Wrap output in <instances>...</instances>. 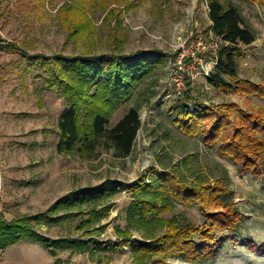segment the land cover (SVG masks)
Instances as JSON below:
<instances>
[{"label":"rangeland","instance_id":"374dc122","mask_svg":"<svg viewBox=\"0 0 264 264\" xmlns=\"http://www.w3.org/2000/svg\"><path fill=\"white\" fill-rule=\"evenodd\" d=\"M68 1H48L44 7L41 0L0 3L3 38L25 52L6 45L0 50V211L8 221L25 214L55 218L69 214L57 224L42 221L38 231L52 241H91V247L83 252L76 245L54 246L53 255L43 244L27 239L0 251V264H136L134 245L116 247L117 226L128 227L133 186L139 180L151 184L176 164L185 167L189 157L194 168L206 166L227 182L230 193L225 198L235 202L245 219L235 232L226 233L234 240L227 241L214 258L196 263L180 257L169 264H264V253L245 242L264 247V177L240 174L232 159L206 146L202 135L184 132L170 114L179 102L185 103L187 80L196 90L193 96L205 106L234 103L244 112L264 110L259 96L225 92L208 82L221 44L210 31V0H111L107 11L89 9L95 30L85 39H69L62 14ZM223 2L237 6L257 35L253 45L242 47L240 77L264 86V3ZM110 11H114L113 17L108 15ZM115 49L125 53L161 51L165 55L158 71L145 79L113 116L111 127L131 108H140L142 127L132 155L118 158L105 146L99 147L92 159L76 151L60 153L59 120L69 99L55 82V60L44 58L105 54ZM188 103L195 108L193 99ZM237 115L234 110L230 129ZM107 182L113 194L97 202L101 219L91 227L79 229L82 220L89 219V214L79 209L50 212L71 191ZM90 208L87 205L84 209ZM173 216L194 224L208 222L197 202L191 206L177 202L164 217ZM133 234L136 241L142 240L139 232Z\"/></svg>","mask_w":264,"mask_h":264},{"label":"trees","instance_id":"16d2710c","mask_svg":"<svg viewBox=\"0 0 264 264\" xmlns=\"http://www.w3.org/2000/svg\"><path fill=\"white\" fill-rule=\"evenodd\" d=\"M5 1L9 0H0V3ZM48 1L56 0H41V5L44 7ZM109 1L69 0L65 11H62L69 39L77 36L88 38L87 35L95 30L89 9L107 11ZM250 1L264 3V0ZM209 8L212 21L210 31L220 39L221 44L215 57V70L209 74L208 82L218 90L257 95L264 100V86L243 80L239 72L238 59L242 56V47L256 42L255 31L247 25L241 10L234 4L210 0ZM108 15L113 17L114 11ZM4 45L25 54L17 45L7 43L0 32V50ZM163 57L165 55L161 51L125 53L115 49L105 54L44 58L46 61L55 60L58 72L55 82L64 88L69 99V105L59 120V152L76 151L84 158L92 159L98 148L105 146L114 150L118 158L131 156L142 127L140 108H131L111 127L113 116L141 83L158 71ZM187 84L188 89L183 96L185 103L179 102L170 110L174 122L191 136L202 135L203 143L216 148L221 156L232 159L240 174L253 173L257 177H264V110L244 112L234 103L205 106L193 96L196 90L192 82L187 80ZM192 99L194 109L188 103ZM234 110L238 112L237 121L230 129L228 125ZM190 159H187L185 167L176 164L159 179H153L151 184L144 180L134 184V199L127 214L128 227L117 226L119 237L116 247L123 249L134 245L136 264H169L171 259L180 257L197 263L214 258L227 241L234 240L226 233L235 232L245 219L235 202L225 198L230 193L227 182L206 166L198 164L194 168ZM112 194L109 182L73 190L50 212L56 214L62 210L69 212L79 209L80 213H88L89 219L79 224V229L84 230L100 221L101 212L97 202ZM177 202L190 206L197 202L207 215L208 222L194 224L179 216L170 219L164 217L175 209ZM87 205L91 207L88 211L84 209ZM211 209L213 211L208 212ZM67 218L69 214L57 218L46 214H25L8 221L5 214L0 213V251L27 239L43 244L53 255L56 254L54 246L76 245L83 252L90 250L91 241H81L79 244L70 239L52 241L38 231L42 221L53 225ZM218 230L222 234L218 235ZM134 231L141 234V241L135 240ZM245 242L253 250L264 253V247L259 249L255 242ZM93 246L97 248L96 243Z\"/></svg>","mask_w":264,"mask_h":264},{"label":"built area","instance_id":"2783aa9c","mask_svg":"<svg viewBox=\"0 0 264 264\" xmlns=\"http://www.w3.org/2000/svg\"><path fill=\"white\" fill-rule=\"evenodd\" d=\"M215 65H216V61H215Z\"/></svg>","mask_w":264,"mask_h":264},{"label":"crops","instance_id":"0c3cea01","mask_svg":"<svg viewBox=\"0 0 264 264\" xmlns=\"http://www.w3.org/2000/svg\"><path fill=\"white\" fill-rule=\"evenodd\" d=\"M0 213H1V211H0ZM21 243V242H20ZM19 244V243H18Z\"/></svg>","mask_w":264,"mask_h":264}]
</instances>
